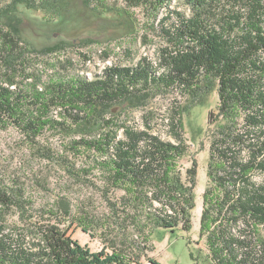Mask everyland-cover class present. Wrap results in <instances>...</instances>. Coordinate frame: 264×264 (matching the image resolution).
<instances>
[{"label": "trees", "instance_id": "1", "mask_svg": "<svg viewBox=\"0 0 264 264\" xmlns=\"http://www.w3.org/2000/svg\"><path fill=\"white\" fill-rule=\"evenodd\" d=\"M58 1H0V131L21 142L15 164H0V264H139L156 231L189 232L198 162L184 163V115L214 87L206 259L264 264V0H86L158 42L154 57L95 77L21 43L18 5L44 4L53 17ZM157 95L163 111L147 105ZM69 225L99 229L105 249L81 244Z\"/></svg>", "mask_w": 264, "mask_h": 264}, {"label": "rangeland", "instance_id": "2", "mask_svg": "<svg viewBox=\"0 0 264 264\" xmlns=\"http://www.w3.org/2000/svg\"><path fill=\"white\" fill-rule=\"evenodd\" d=\"M29 1L31 0H27V3ZM17 9L16 28L22 45L43 58L63 54L75 62L81 73L89 77L103 73L114 64L130 65L143 56L152 58L158 46V42L145 43L142 37L135 38V33L141 28L130 23L125 16L114 13L101 14L86 0H59L55 9L60 15L53 14V17L45 11L51 10V7L46 8L44 4H41L40 8L20 4ZM149 38L152 37L149 35ZM146 102L148 107H156L162 111L168 103L161 95L150 96ZM217 103L218 91L214 87L204 103L189 106L184 115L185 136L191 146V157L186 158L184 163L190 166L192 158L198 162L193 227L189 232L178 230L171 233L164 229L156 231L149 244L150 249L141 257L139 264H154L151 259L158 264H210L206 259L204 239L200 237V219L203 193L208 181V116L210 111L216 110ZM141 106L130 108L137 119L143 112ZM162 135L166 136V133L162 132ZM20 144V139L12 132L0 131V164L12 167L21 154ZM79 186L76 187L78 190L81 189ZM89 187L91 190H97L96 184H90ZM68 224L67 222L66 225ZM69 228L71 236L91 250L105 249L99 229L90 231L92 237L77 225H69Z\"/></svg>", "mask_w": 264, "mask_h": 264}]
</instances>
